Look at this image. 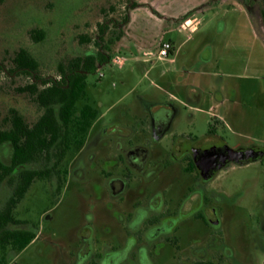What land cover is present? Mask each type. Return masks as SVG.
Instances as JSON below:
<instances>
[{
    "label": "rangeland",
    "instance_id": "374dc122",
    "mask_svg": "<svg viewBox=\"0 0 264 264\" xmlns=\"http://www.w3.org/2000/svg\"><path fill=\"white\" fill-rule=\"evenodd\" d=\"M189 21L194 22L188 26ZM102 27L107 31L100 40ZM37 31L44 34L41 41L35 39ZM121 32L123 36L116 41ZM161 43H171L173 50L168 58L159 60ZM21 50L38 63L36 73L17 69L15 58ZM98 52L110 54L112 60L88 75L85 96L78 104V109L88 104L98 113L87 133L85 157L96 153V137L103 124L122 119L124 113L135 122L145 114L144 103L168 101L170 95L185 100L188 86L202 89L205 100L201 108L208 111L211 100L207 97L217 93L220 84V99L214 103L224 100L221 110L215 112L229 124L219 131L224 142L232 149L264 147V0H0V130L10 129L15 113L30 125L41 116L35 92L30 93L27 87L36 83L41 90L45 83L59 82L62 71L68 72L75 59ZM116 58L123 66L112 62ZM190 114L202 136L209 116L189 110L180 120L188 121ZM77 151L68 154L62 167H68ZM11 155L12 146L5 144L3 161L9 163ZM30 166L33 170L42 167ZM100 175L96 170L87 178L99 185ZM260 175L264 189V164L230 171L223 181L231 186L241 180L254 181ZM68 185L56 193L48 181L36 180L17 205L15 220L33 228L36 225L68 245L86 223L88 205L94 204L98 207L99 237L105 224L117 238L122 237V226L114 212L106 209L112 203L106 193L98 198L92 195L93 186L76 181ZM99 188L102 191L101 185ZM13 191L12 181L0 186V211ZM263 192L258 211L263 207ZM45 215L53 221L44 219ZM238 220L228 225L232 242L244 234L252 254L237 252L232 264H248V258L263 264L264 242L256 247L251 241L258 236L251 233L257 224L253 220L242 228ZM256 230L259 232L258 227ZM9 253L16 254L22 264H35V242L22 254L0 249V262L5 258L4 264H10ZM165 264H171L170 253L165 255Z\"/></svg>",
    "mask_w": 264,
    "mask_h": 264
},
{
    "label": "flooded vegetation",
    "instance_id": "af4514ba",
    "mask_svg": "<svg viewBox=\"0 0 264 264\" xmlns=\"http://www.w3.org/2000/svg\"><path fill=\"white\" fill-rule=\"evenodd\" d=\"M221 85L217 93H209L208 111H196L186 103L188 91L196 87L188 86L185 100L144 103L145 114L135 122L124 113L122 119L103 124L96 137V153L84 156L86 136L68 167L62 165L70 152L61 162V169L51 168L43 180L56 193L76 181L93 186V196L99 198L106 193L109 202H117L106 209L114 212L124 234L117 238L105 224L99 237L98 207L94 204L88 205L86 223L68 245L41 232L36 225L10 224L12 229L35 235V264H165L167 253L171 264H232L237 252H251L244 234L233 238L241 248L233 244L228 231L233 219H239L242 228L254 220L259 232L254 226L251 233L258 236L251 237V241L256 247L264 242V203L261 211L257 209L260 192L264 191L261 175L254 181L241 180L231 186L223 181L230 171L263 165L264 147L234 148L247 158L238 163L219 160L211 170L201 168L197 160L211 150L232 149L219 134L229 124L215 113L224 101L214 103V99H220ZM193 98L198 100L199 93ZM189 110L209 116L202 136L193 114L188 121L180 120L182 113ZM35 164L42 166L35 172L46 171L45 160ZM96 170L101 174L102 191L87 178ZM162 178L167 181L162 182ZM44 219L53 221L49 215ZM17 258L9 253L10 264H22ZM247 262L256 264L249 258Z\"/></svg>",
    "mask_w": 264,
    "mask_h": 264
},
{
    "label": "trees",
    "instance_id": "16d2710c",
    "mask_svg": "<svg viewBox=\"0 0 264 264\" xmlns=\"http://www.w3.org/2000/svg\"><path fill=\"white\" fill-rule=\"evenodd\" d=\"M134 7L133 4L131 8ZM124 22H128V17ZM106 31L102 27L100 40ZM43 36L42 31L35 32L36 40L41 41ZM122 36L121 32L115 40H120ZM95 44L99 46L97 42ZM111 60L110 54L102 52L77 58L69 65L68 72L62 71L59 82L45 83L41 90H38L36 83L27 87L30 93L35 92V101L43 111L41 116L30 125L15 113L10 129L0 130V186L5 182L14 183L13 195L0 211V249L4 253L9 249L20 253L34 240L35 235L30 231L9 227L12 223H18L14 211L36 180L47 178L51 168L61 169L60 164L66 154L83 145L98 113L88 104L78 109V104L85 96L88 75ZM15 63L17 69L23 72L36 73L38 70V63L25 50L17 54ZM5 144L12 146L9 163L2 158ZM40 160H45L46 171L35 172L30 165ZM4 261L5 258L0 264H4Z\"/></svg>",
    "mask_w": 264,
    "mask_h": 264
},
{
    "label": "water",
    "instance_id": "95a60500",
    "mask_svg": "<svg viewBox=\"0 0 264 264\" xmlns=\"http://www.w3.org/2000/svg\"><path fill=\"white\" fill-rule=\"evenodd\" d=\"M245 158H247V155L245 153H240L231 149L225 151L211 150L209 152H206L197 160L201 168H203L204 170H211L215 168L219 160H229L238 163L244 161Z\"/></svg>",
    "mask_w": 264,
    "mask_h": 264
},
{
    "label": "crops",
    "instance_id": "0c3cea01",
    "mask_svg": "<svg viewBox=\"0 0 264 264\" xmlns=\"http://www.w3.org/2000/svg\"><path fill=\"white\" fill-rule=\"evenodd\" d=\"M193 22L194 21H189L188 22V26H189V24H192ZM158 59H159V57H158ZM171 62H173V60ZM175 86H176V84H175ZM196 93H199V99L198 100H195L193 98L194 94H196ZM204 95L205 94L203 93V91L200 88H196V87L195 88H192V89H190L188 91L186 103L189 104V106L191 108H193L194 110L197 111V110L201 109V104L204 102V98H205ZM170 97H171L170 98L171 101L178 102V101L182 100L180 98H177L174 95H170ZM154 102H157V103H165L167 101H165V100H156Z\"/></svg>",
    "mask_w": 264,
    "mask_h": 264
},
{
    "label": "built area",
    "instance_id": "2783aa9c",
    "mask_svg": "<svg viewBox=\"0 0 264 264\" xmlns=\"http://www.w3.org/2000/svg\"><path fill=\"white\" fill-rule=\"evenodd\" d=\"M172 50H173V45L171 43H161V49L158 55L159 60L168 58ZM112 62L116 65L123 66V61L120 58H116Z\"/></svg>",
    "mask_w": 264,
    "mask_h": 264
}]
</instances>
